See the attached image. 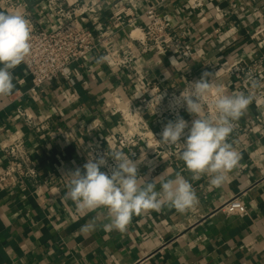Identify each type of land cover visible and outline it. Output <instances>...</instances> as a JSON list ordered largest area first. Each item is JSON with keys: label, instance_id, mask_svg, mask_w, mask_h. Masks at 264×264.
I'll use <instances>...</instances> for the list:
<instances>
[{"label": "crops", "instance_id": "1", "mask_svg": "<svg viewBox=\"0 0 264 264\" xmlns=\"http://www.w3.org/2000/svg\"><path fill=\"white\" fill-rule=\"evenodd\" d=\"M61 1L68 7L94 4L84 25L97 42L113 34L118 48L134 54L133 69L110 65L98 42L87 58L71 65L68 77L47 82L36 93L23 62L12 70L15 88L0 95V170L9 163L4 145L21 138L37 173L12 188L0 184V264H264V106L255 101L229 138L241 160L221 187H212L208 177L191 180L179 156L169 159L141 142L132 158L144 159L139 175L152 182L165 171L169 176L181 172L196 191L194 208L181 213L164 207L134 215L126 231L119 232L104 230L106 209L84 212L64 198L67 174L77 168L83 172L93 146L127 129L111 106L113 101L137 102L140 79L166 92H180L209 72L226 93H248L228 72L242 60L259 64L256 78L264 80V0H132L126 26L115 20V13L128 7L129 0ZM8 2L47 30L60 25L47 0H0V11L8 12ZM151 5L168 18L170 35L192 47V57H183L174 44L165 51L154 47L140 53L141 43L130 31L150 21ZM137 34L143 37L142 31ZM22 109L48 128L27 126ZM146 117L158 132L161 122ZM182 117L189 125L195 118L186 109ZM233 197L245 204L247 214L222 209ZM92 221L95 230L83 231Z\"/></svg>", "mask_w": 264, "mask_h": 264}, {"label": "clouds", "instance_id": "2", "mask_svg": "<svg viewBox=\"0 0 264 264\" xmlns=\"http://www.w3.org/2000/svg\"><path fill=\"white\" fill-rule=\"evenodd\" d=\"M31 32V22L24 14L0 11V95H9L15 88L12 70L30 55ZM246 80L251 89L264 88V80L257 79L253 73H249ZM254 101L264 106L251 91L226 93L215 75L204 72L200 79L188 83L170 105L185 107L195 117L191 125L177 115L174 121L165 124L159 141L165 146L179 147V159L191 174V180L208 177L212 187H221L241 160L240 152L229 138L236 122ZM109 157L114 161L113 166L109 172L101 171L102 167H108ZM143 161L131 159L122 150L89 156L83 172L77 168L67 174L70 179L64 198L84 212L106 209L109 222L103 225L104 230L119 232L126 231L134 215L158 212L164 207L183 213L197 205L196 191L181 172L169 176L165 171L148 182L139 176V165ZM95 228L92 221L82 230L94 231Z\"/></svg>", "mask_w": 264, "mask_h": 264}, {"label": "built area", "instance_id": "3", "mask_svg": "<svg viewBox=\"0 0 264 264\" xmlns=\"http://www.w3.org/2000/svg\"><path fill=\"white\" fill-rule=\"evenodd\" d=\"M47 3L60 21V25L53 30L41 27L28 17L26 11H21L14 3H6L8 12L22 13L31 22L32 49L23 63L32 79V91L36 93L42 89L45 83L60 77H68L71 65L87 58L97 48L98 42L103 44L110 65L133 69L134 54L118 48L113 34L105 35L97 42L92 30L84 25L85 16L91 15L96 8L94 4L78 2L68 7L61 0H47ZM129 4L128 7L121 8L115 13V20L124 26L131 23L133 1L129 0ZM148 14L150 21L144 27L130 31V37L141 43L140 53L150 51L154 47L165 51L174 44L183 57L190 58L194 55L190 45L184 44L178 38H173L170 35V22L166 15L157 10L155 5L149 7ZM126 17H130V19L126 20ZM135 31H142L143 37H139L138 34L134 35ZM258 69L259 64L257 63L246 64L242 60H237L228 72L240 80L247 92L251 91L260 100H263L264 89H251L246 80L249 73L256 76ZM191 82L194 81L189 83ZM187 86L188 84L184 88ZM184 88L180 92H166L158 86L140 79V96L137 102L113 101L111 106V113L119 116L127 125V129L105 136V142L93 146L88 152V158L89 156L103 155L111 150H122L128 153L132 159L138 156V149L142 141L151 145L156 154H164L169 159L179 156L178 146H165L159 140L165 124L169 120L174 121L177 115L182 117V111L186 109L185 107H170L174 103V97H179ZM160 97L162 98L160 99ZM19 114L27 126L37 131L48 128L47 122L38 121L25 109L19 110ZM146 115L161 122L162 126L158 132L155 133L152 130ZM183 141L184 138L181 142ZM3 151L9 159V163L0 170L1 185L12 188L22 179L36 176V169L31 164L26 144L21 138L10 140L4 145ZM113 164L114 161L109 157L108 167H102L101 170L109 172ZM222 209L227 214H247L245 204L238 197L227 201Z\"/></svg>", "mask_w": 264, "mask_h": 264}]
</instances>
